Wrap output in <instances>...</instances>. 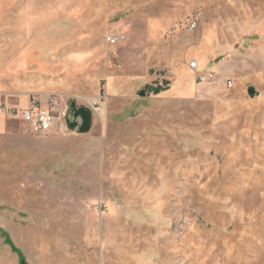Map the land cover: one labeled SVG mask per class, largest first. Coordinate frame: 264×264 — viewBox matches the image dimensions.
<instances>
[{"label": "rangeland", "instance_id": "rangeland-1", "mask_svg": "<svg viewBox=\"0 0 264 264\" xmlns=\"http://www.w3.org/2000/svg\"><path fill=\"white\" fill-rule=\"evenodd\" d=\"M51 94L100 102L96 146L53 169L1 149L0 264H264V0L2 4L0 95Z\"/></svg>", "mask_w": 264, "mask_h": 264}, {"label": "crops", "instance_id": "crops-1", "mask_svg": "<svg viewBox=\"0 0 264 264\" xmlns=\"http://www.w3.org/2000/svg\"><path fill=\"white\" fill-rule=\"evenodd\" d=\"M11 1L0 0V6ZM146 79L141 78L138 82L143 83ZM111 91L112 85L108 83V94ZM41 99L45 100V97ZM14 101L9 96L0 95V105L4 104L8 108L23 107L27 105L29 98L21 97L17 99V103ZM9 122L6 113L0 112V139L4 143L0 151L2 149L4 153V166H44L47 169H53L52 166H76L78 153H87L96 146L97 137L89 138L85 132L62 134L50 130L44 134H36L30 130L8 129Z\"/></svg>", "mask_w": 264, "mask_h": 264}, {"label": "built area", "instance_id": "built-area-1", "mask_svg": "<svg viewBox=\"0 0 264 264\" xmlns=\"http://www.w3.org/2000/svg\"><path fill=\"white\" fill-rule=\"evenodd\" d=\"M191 27V25H189ZM116 35L106 36V41L109 44H113L120 40ZM190 69L196 73V78L199 82L208 81L213 77V73L210 71L200 72L196 61L190 63ZM71 99L76 102L77 105H81L90 110L93 117H98L101 110V104L97 101H87L81 97ZM70 98L63 94H51L45 97V100L41 98H30L27 105L18 108H8L4 105H0V112L7 113L10 116L18 117L25 122L30 131L36 134H44L50 130L58 131L62 134L77 132V126L81 123V118L78 116L73 117L70 109ZM78 101V102H77ZM77 121L75 128L68 126V121Z\"/></svg>", "mask_w": 264, "mask_h": 264}, {"label": "water", "instance_id": "water-1", "mask_svg": "<svg viewBox=\"0 0 264 264\" xmlns=\"http://www.w3.org/2000/svg\"><path fill=\"white\" fill-rule=\"evenodd\" d=\"M248 93L251 95L254 94V88L252 86L248 88ZM140 94L143 95L144 91H141ZM70 109L74 118L78 116L81 118V123L77 126L76 120L68 121V126L72 129L77 126L79 132H87L92 122V114L90 110L84 106L77 105L74 100L70 101Z\"/></svg>", "mask_w": 264, "mask_h": 264}, {"label": "trees", "instance_id": "trees-1", "mask_svg": "<svg viewBox=\"0 0 264 264\" xmlns=\"http://www.w3.org/2000/svg\"><path fill=\"white\" fill-rule=\"evenodd\" d=\"M146 87H147V89H151L154 93H158V92L165 89V87H163L162 85H157V86L147 85ZM17 251H19V250L17 249ZM20 259H21L22 264H27V262L25 261L23 255L21 253H20Z\"/></svg>", "mask_w": 264, "mask_h": 264}, {"label": "bare ground", "instance_id": "bare-ground-1", "mask_svg": "<svg viewBox=\"0 0 264 264\" xmlns=\"http://www.w3.org/2000/svg\"><path fill=\"white\" fill-rule=\"evenodd\" d=\"M77 97H81V96L77 95Z\"/></svg>", "mask_w": 264, "mask_h": 264}]
</instances>
